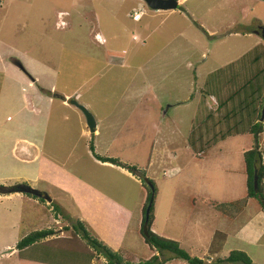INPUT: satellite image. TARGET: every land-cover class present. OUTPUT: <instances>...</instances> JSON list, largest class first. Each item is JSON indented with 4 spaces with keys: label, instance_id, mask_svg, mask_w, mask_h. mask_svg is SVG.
<instances>
[{
    "label": "rangeland",
    "instance_id": "obj_1",
    "mask_svg": "<svg viewBox=\"0 0 264 264\" xmlns=\"http://www.w3.org/2000/svg\"><path fill=\"white\" fill-rule=\"evenodd\" d=\"M217 2L219 0H188L186 5L178 4L179 10L186 11L189 17L192 15L191 20L182 21L177 13L165 17V11L152 10L145 1L142 7L133 9L126 17L125 13L134 5L132 0H0V35L3 41L0 44L1 50L12 51L6 59L9 66H16L13 64L14 60L9 58L14 57L31 75L40 70L37 64L39 59L47 63L48 58L56 56L58 77L55 82L57 81L58 90L69 91L74 85L82 83L79 86L80 94L95 100L97 96L92 88L98 80L95 75L90 77L91 70L84 63L88 53L80 51H86L87 44L91 42V28L96 19L102 38L106 37L109 44L114 43L116 47L127 51L126 63L130 66L136 67V49L142 50L144 58L147 59L152 57V49L162 47L164 54L156 55L157 59L167 58L169 54L177 59L181 56L180 52L190 54L192 61L201 60L202 54L203 57L207 55L208 66L221 68L217 73L225 77L226 72L236 65L237 61L232 59L238 57L237 52L244 48L247 39L228 36V32L234 29L232 26H225L218 36L207 31L205 33L201 29L199 23L206 27L218 25L220 13L218 12V16L215 13L219 10ZM223 2L224 7H220V11L221 19L225 23L235 19L241 28L244 26L248 29H251L255 17H259L264 23V5L254 0ZM60 11L63 13H59ZM133 12L141 13V18L133 20ZM140 26L145 32L146 28L152 30L149 38H145L140 32ZM220 39L223 43L217 41ZM131 50H134L132 58L129 54ZM208 54L212 59H209ZM249 57L250 55L246 58ZM263 63L264 57L261 56L249 70L260 75L262 71L259 72V69H262ZM157 68V64L150 62L141 77H134V81L122 93L121 96L124 97H120L124 83H119L118 88L99 93L109 102L104 100L102 105L86 107L95 116L94 129L98 133L81 132L82 129L88 132V129L79 109L85 126L80 121L71 120L66 116L65 109L57 107V112L63 113V118L55 122H45L46 132L42 129L38 132V137L43 142V154L48 158L42 170V181L28 184L24 179H19L0 183L8 187H15L20 183L28 184L48 194L51 201H40L31 195L15 191L0 193H15L31 200L24 207L15 198L0 200V210L4 208L0 211V244L9 242L15 247L24 235L44 228H52L55 236L58 234L62 238H69L71 235L74 237L76 233L71 225L77 219L85 223L90 235L132 263L143 262L157 253L145 244L139 232L148 186L145 183L142 185L141 179L129 170L128 175L116 169L100 167L97 160H101L95 156L99 155L116 158L143 170L145 177L154 182V231L150 227L154 233L176 240L185 251L190 254L192 251L194 256L204 259L209 255L208 251L203 254L200 243L203 244L201 241L206 235H213V227L212 224H207L206 219L209 217L202 215L201 211L207 208L210 198L217 199L213 193H222L221 198H225L229 196L223 193L228 190L238 188L240 192L243 191V158L240 148L255 143L250 128L259 123L264 100V79L261 87V79L249 82L239 87L231 96L228 93L229 88H221L217 93L224 104L215 114L214 127H204L202 112L197 114L192 122L201 123L203 127L199 130L200 134L196 131L187 138L190 148L183 150L182 142L188 132L187 123L178 122L175 133L167 128L164 132L162 129L160 135L155 137L152 125L157 118L143 112L141 105L136 107L135 100L139 96L151 99L159 91L161 94H174L188 88L187 83H171V79L187 78L189 71H179L185 70L183 66L174 71L162 70L161 64L160 70ZM173 73L176 75L168 76ZM155 75L164 78L163 86L157 87ZM40 78L41 83L46 85L47 80L43 81L41 76ZM21 87L27 86H19L18 90ZM22 94L24 92L20 90L19 97ZM256 111L259 116L257 119ZM8 114L14 117L12 112ZM40 120L44 122V119ZM164 120L166 122L167 117ZM263 130L262 123L258 137ZM259 141L264 142V132ZM215 142L221 146L220 152L212 151L210 146ZM220 167L224 170L231 169L232 174L238 178L221 173ZM34 200L38 204H33ZM55 205L59 210L56 211ZM5 208L12 211L9 216ZM8 218L11 219L7 221ZM84 242L85 240L81 241V244ZM61 245L60 241L53 247ZM212 246L214 247V243ZM224 254L227 251L219 253V256ZM56 255H59L62 262H73L71 256L64 254V251ZM163 255L167 257L170 254L164 252L159 258L164 259ZM253 255L250 257L258 259ZM206 259L210 261L212 258ZM97 262L109 264L101 255L94 259V264ZM163 264L188 263L181 259H166Z\"/></svg>",
    "mask_w": 264,
    "mask_h": 264
},
{
    "label": "crops",
    "instance_id": "obj_2",
    "mask_svg": "<svg viewBox=\"0 0 264 264\" xmlns=\"http://www.w3.org/2000/svg\"><path fill=\"white\" fill-rule=\"evenodd\" d=\"M132 1L134 2V5L131 7L130 11L125 13L126 17H128L127 14L133 9L143 6L144 0ZM176 1L177 6L178 4L186 5L188 2V0ZM223 1L224 0H219V2H217V7H219V10L217 9L215 13L217 16L218 12L220 13L219 22L217 20L218 25L216 27H206L205 25L199 23V26L205 33L207 31L209 34H213L214 36H218L220 31L224 30L225 26L228 28L232 26L234 29L228 32V36H232L234 39H247L244 48L242 50H238V57H235L236 59H232L233 61H237L236 65L226 72L227 74L225 77L217 73L221 68H210L208 66L207 55L203 57L202 54L201 60L195 59L192 61L190 59V54H186V52H180L181 56L176 53L179 56L177 59H174L172 54H169L167 58L160 59L159 57V59H157L156 55L161 56L164 54L162 47L152 49V57L147 59L144 58L145 54L142 50L136 49V67L133 65L130 66L126 63V57L128 54L127 51H124V49H121V47H116L114 43L109 44L106 37L102 38L100 25H98V21L94 19L93 27L91 28L92 40L87 44L86 51H80L88 53L89 56L85 57L86 60L84 63L91 70L90 77L92 78V76L95 75L98 80L92 88L93 92L97 96V99L92 100L91 98L87 99L80 94L81 90L79 89V86L82 83L74 85L69 89V91L58 90L57 81L55 82L56 77H58V59L56 56L48 58L47 63L42 61V59H39L37 64L39 65L40 70L37 74L33 73L34 75H31L27 69L25 71L23 65L14 57L9 56L11 60H14L13 64L16 66H9L10 63H8L6 59L12 51L10 49L1 50L0 45V183L10 182L12 180L19 181V179H24L23 181L27 182L28 184L42 181V178L44 177V175H42V170L46 166L48 158L43 154V142L38 137V132H41L42 130L46 132L47 127L44 125L45 122L48 123L50 120L55 122L57 119L61 120L63 118V113H58L57 107L65 109L66 116L70 117L71 120L75 119L76 122L80 121V123H83L84 118L82 114L78 108L71 103L73 100L79 104H83L88 108L90 105L99 106L102 105L104 100L109 102V100L105 98L104 95H100L99 93L102 91L105 93L111 89L118 88L119 83L121 85L124 83L120 93V97L122 98L124 97L121 96L122 93H124L130 83L134 81V77H141L143 70L149 66L150 62L157 64L159 67L157 68L158 70H160V64L162 66V70L168 71L179 70V68L183 66L185 70L179 71H189L187 78L184 79L183 77L182 79H171V83H187L188 88H186L184 91L181 90L179 93L174 94H161L159 91L158 94H155V96H153L151 99H145L144 97L139 96V99H134L136 101V107L141 105L143 112L146 111L154 118H157L152 125V131L153 134H155V137L160 135L162 129L164 132L168 128L172 133H175L178 122L187 123V137L183 140V145H180H182L183 150L190 148V143L187 142V138H190L191 134L195 133L196 131L198 132L197 134H200L199 130L203 127L201 123L193 124L192 122L193 119L196 118L197 114L202 112L201 117L204 122V127L208 125L209 127H214L213 121L215 114L222 109L224 104L217 93L221 88H229L228 93L231 96L234 92L239 90V87H243L246 85V83L256 82L261 79L260 87L263 84L264 65L262 66V69H259V72L262 71L260 75L259 73H253L252 70H249V67H252L254 62L258 61L259 57H264V39L261 33L262 29L264 28V23H262L259 17H255L253 19L251 29H248L244 26L241 28L238 21L235 19H230L225 23V20L221 19L220 11V7H224ZM254 1L256 3H260V5H264V0ZM177 6L175 9L161 11H165L167 13L165 17H170L172 14L177 13L182 21L189 19L191 20L192 15L189 17L186 11L183 12L182 10H179ZM259 7L261 8L263 6ZM59 13H63V11H60ZM139 30L145 36V38H149L152 33V30L149 28H146L147 32H145L141 26L139 27ZM133 38L137 39L136 36H133ZM217 41L223 43L222 39ZM2 42L3 41H1L0 35V44H2ZM129 54L130 58H132L134 55V50H131ZM248 55H250V57L246 58ZM173 56H175V54ZM208 57L209 59H212L209 54ZM197 61L199 63H195ZM198 70L200 71L198 72ZM174 75L176 74L173 73L168 76L172 77ZM40 76L43 78V81L44 79L47 80L46 85L41 83L42 81ZM155 77L157 78V87L163 86L162 82L164 78L161 76L159 77V75H155ZM19 86H27L21 87L20 89L21 92H24L22 97H19ZM206 96H208V98ZM120 97H118V100ZM55 106L56 108L54 109ZM242 108L245 107L242 106ZM182 109L184 110L182 111ZM9 112H12L14 117H11L8 114ZM252 112L255 111L252 110ZM51 113L52 116H50ZM255 115L257 119L259 117L257 111ZM165 117L168 119L166 122H164ZM40 118L44 119V122H42ZM186 120L187 122H185ZM259 122L263 123L264 126V120ZM192 129L195 131H192ZM81 132L90 133L89 129L88 132H85L83 129ZM263 132L264 130L259 135L260 138ZM51 133L54 134V132ZM91 133H98V131L97 129H94V131ZM258 144L264 163V142L260 143L259 141ZM118 145H120V143H118ZM164 145L166 144L164 143ZM252 146L253 144H250L246 147L240 148V153H243ZM210 147L212 148V151H221V146L218 144V142L213 143ZM97 163H99L98 165H100V167H105L111 170L116 169L119 172L129 175L126 168H122L117 164L98 160ZM216 169L217 171L219 170L218 168ZM219 171L221 173L236 176L232 174L233 172L231 169L224 170L220 167ZM241 174L243 175V191L240 192L238 188H236L237 192L235 188L231 191L228 190L225 192V194L223 193V195L227 196L228 194L229 196L225 198H221L222 193H220L221 195L213 193L217 199L210 198L211 201L207 203V208H204L201 211L202 215L209 217L206 219V222L207 224H212L213 235L209 237L206 235L205 239L201 241L203 244L200 242L199 243L204 250L203 254H206L205 251L209 252V255H207L206 258H212L216 255L219 256V253L224 251H227L228 254L230 250L236 249L246 252L249 257L250 255L254 256L253 254H255L258 259L250 257L253 264H264V210L261 208L258 201L253 198L248 199L242 211L238 212L236 215H234V217L225 216L215 206L218 203L237 200L245 196L246 190L244 182V165L242 166ZM119 191H121V189ZM11 198H15L16 201H21L22 207H24L25 203L28 204L31 201L30 198H22L21 195H15V193L0 195V200H9ZM76 201H78V197H76ZM34 203L38 204V201L34 200L33 204ZM3 209L4 208H2L0 211ZM5 211L8 216L12 213L9 208H5ZM10 219L11 218H8L7 221ZM151 229L154 231L152 224ZM56 236L59 237L58 234ZM212 243H214V247L212 246ZM1 244L0 264H42L41 262L27 261L23 258H19L18 251L9 242H6L5 244L3 242ZM218 245L221 246V248H218ZM190 252L192 254V251ZM227 254L222 256L220 255V257L226 256ZM173 259L169 260L173 261ZM92 264H94V260ZM97 264L100 263L97 262Z\"/></svg>",
    "mask_w": 264,
    "mask_h": 264
},
{
    "label": "trees",
    "instance_id": "obj_3",
    "mask_svg": "<svg viewBox=\"0 0 264 264\" xmlns=\"http://www.w3.org/2000/svg\"><path fill=\"white\" fill-rule=\"evenodd\" d=\"M261 130V122L255 123L251 126L250 132L253 134L255 143L251 148L245 150L242 153L245 174V196L237 200L222 202L215 205L216 208L225 216L234 217V215L242 211L246 201L251 198L256 199L261 208L264 210V163L258 144V134L261 132ZM95 156L102 162H110L112 164H117L121 167L126 168L127 170L132 172L133 175H136L141 179L142 185H144L145 183V185L148 186L146 190L147 193L145 202L142 207V218L139 232L145 244H147L148 247L153 251H157V253L151 255L149 259L143 262L132 263L125 257L121 256L118 252L113 251L102 241L90 235V233L84 226L85 223L76 219L75 224L71 225V228L74 229V233L79 236H76V234H74V237L73 235H71L69 238H62L57 236L50 237L51 235H55L52 228L35 230L24 235L15 245V248L18 251L19 258H23L27 261L41 262L42 264H92V261L98 255L105 257L109 264H163L166 259L173 258L181 259L188 264H253L251 258L246 252L236 249L230 250L226 256L220 257L216 255L213 256L210 261H207L206 258L202 259L185 251L181 247L180 243H178L176 240L169 239L154 233L150 229L153 220V204L156 195V186L154 182L145 177V173L143 170H139L134 166H130L128 164L120 162L116 158L99 155ZM254 177H256V187H254L253 184ZM13 188L14 186L8 187L0 184V193L12 192ZM23 194L31 195L27 193ZM31 196L39 199L40 201L44 200L43 197H36L34 195ZM150 199L151 204L149 208L147 226L146 230L143 231L142 226L144 223L145 209ZM54 208L56 209V211L59 210L57 205H55ZM64 230L68 231V229L66 228H64ZM83 240H85V242L84 244H81V241L83 242ZM60 241L62 242L61 246L53 247L57 245V243H60ZM50 242L53 243L50 244ZM47 244H49V246ZM61 251H64V254H69L73 262H62L59 258V255H56V253H60ZM164 252H167L170 255L167 257L163 255L164 259H160L159 257L162 256ZM56 257H58L57 261ZM63 260L65 259L63 258Z\"/></svg>",
    "mask_w": 264,
    "mask_h": 264
},
{
    "label": "water",
    "instance_id": "obj_4",
    "mask_svg": "<svg viewBox=\"0 0 264 264\" xmlns=\"http://www.w3.org/2000/svg\"><path fill=\"white\" fill-rule=\"evenodd\" d=\"M147 5L152 9V10H168V9H175L177 6V1L176 0H144ZM263 39H264V28L261 31ZM20 66V65H19ZM73 105H75L84 115L86 126L89 129L90 132L94 131L95 128V119L93 115L89 112V110L82 104L77 103L76 101L71 102ZM264 120V100L261 106V111H260V118L259 121ZM256 177H254V187H256ZM13 191L15 192H20V193H27L34 195L36 197H43L44 200L51 201V198L49 197L48 194L41 192L38 189L33 188L32 186L24 183H20L16 185L13 188ZM151 204V199L146 207L145 210V215H144V223H143V231L146 230V224L148 221V216H149V208Z\"/></svg>",
    "mask_w": 264,
    "mask_h": 264
},
{
    "label": "built area",
    "instance_id": "obj_5",
    "mask_svg": "<svg viewBox=\"0 0 264 264\" xmlns=\"http://www.w3.org/2000/svg\"><path fill=\"white\" fill-rule=\"evenodd\" d=\"M140 15H141V13L133 12V14H132L133 20H138Z\"/></svg>",
    "mask_w": 264,
    "mask_h": 264
},
{
    "label": "clouds",
    "instance_id": "obj_6",
    "mask_svg": "<svg viewBox=\"0 0 264 264\" xmlns=\"http://www.w3.org/2000/svg\"><path fill=\"white\" fill-rule=\"evenodd\" d=\"M141 18V15H140V17H139V19Z\"/></svg>",
    "mask_w": 264,
    "mask_h": 264
}]
</instances>
